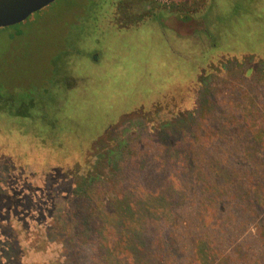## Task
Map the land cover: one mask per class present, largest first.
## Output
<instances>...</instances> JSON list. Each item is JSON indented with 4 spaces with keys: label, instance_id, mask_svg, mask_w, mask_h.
Masks as SVG:
<instances>
[{
    "label": "rangeland",
    "instance_id": "1",
    "mask_svg": "<svg viewBox=\"0 0 264 264\" xmlns=\"http://www.w3.org/2000/svg\"><path fill=\"white\" fill-rule=\"evenodd\" d=\"M150 2L55 0L21 22L19 37L0 29V94L14 100L0 99V264L64 262L72 254L89 264L94 248L72 252L69 235L70 193L80 179H107L120 164L131 179L138 160L155 164L160 133L170 130L189 133L192 159L207 162L218 142L213 121L199 117L216 115V104L224 112L262 97L264 0ZM114 17L133 24L118 29ZM32 95L35 109L18 108ZM172 173L184 187L186 168ZM149 176L138 180L146 189ZM176 217L180 227L164 233L190 264L181 231L205 228L190 205ZM229 233L239 255L256 260L231 255L235 264H264L252 228ZM228 237L217 241L226 252L234 246Z\"/></svg>",
    "mask_w": 264,
    "mask_h": 264
},
{
    "label": "trees",
    "instance_id": "2",
    "mask_svg": "<svg viewBox=\"0 0 264 264\" xmlns=\"http://www.w3.org/2000/svg\"><path fill=\"white\" fill-rule=\"evenodd\" d=\"M22 23L0 29H12L8 38L13 40L21 35ZM262 80V97L240 100L232 105L231 111H219L216 104L218 113L214 117L206 114L199 117L201 121H213L212 139L218 142L212 147L213 159L197 163L192 159L197 150L187 138L189 133L170 130L160 133L157 154L151 158L155 164L138 160L134 164L137 173L129 174L131 179L124 180L129 168L123 164L118 167L116 164V172L112 171L107 179H80L70 193L69 210L74 222L69 231L73 238L72 252L92 246L89 264H183L181 253L165 236L164 229L180 227L176 212L187 204L194 208L196 219L205 228L196 234L181 231L190 241V264H235L231 255L247 258L248 262L254 259L239 255L241 248L229 231L252 228L264 245ZM258 85L254 82L253 87L260 89ZM0 90L4 92L2 86ZM2 93L0 99L14 101L12 96L5 99ZM50 96L46 99H51ZM26 99L18 108L35 109L39 98L32 95ZM26 116L27 113H21V117ZM200 138L201 154L206 151V144L203 134ZM179 166L187 170L184 187L172 173ZM145 174L150 175L151 182L147 189L138 181ZM109 193L113 195L106 201ZM119 203H123L122 210L118 209ZM227 234L228 240L234 241L230 252L219 248L217 243L220 236ZM74 258L76 254L64 262L48 264H78Z\"/></svg>",
    "mask_w": 264,
    "mask_h": 264
},
{
    "label": "water",
    "instance_id": "3",
    "mask_svg": "<svg viewBox=\"0 0 264 264\" xmlns=\"http://www.w3.org/2000/svg\"><path fill=\"white\" fill-rule=\"evenodd\" d=\"M55 0H0V28L17 25Z\"/></svg>",
    "mask_w": 264,
    "mask_h": 264
},
{
    "label": "flooded vegetation",
    "instance_id": "4",
    "mask_svg": "<svg viewBox=\"0 0 264 264\" xmlns=\"http://www.w3.org/2000/svg\"><path fill=\"white\" fill-rule=\"evenodd\" d=\"M151 2V4L152 5H155V6H157L158 8H160L159 6H167V5H159V4H157V3H155V2H153L152 0H150ZM159 13H161V11H159ZM113 22L111 21V23L116 27V28H118V29H121V28H128L131 24H133V23H131L130 21H128L127 20V18L126 17H122V23H120V22H118V23H115V17L113 18ZM199 72H200V68H198V74H199ZM72 80V79H71ZM82 80V79H81ZM66 83H69V85H67L66 87H65V89L66 90H69V89H72L73 88V86H72V88L71 87H69L70 86V82L69 81H66ZM71 83H72V81H71Z\"/></svg>",
    "mask_w": 264,
    "mask_h": 264
},
{
    "label": "built area",
    "instance_id": "5",
    "mask_svg": "<svg viewBox=\"0 0 264 264\" xmlns=\"http://www.w3.org/2000/svg\"><path fill=\"white\" fill-rule=\"evenodd\" d=\"M159 5H167L171 0H152Z\"/></svg>",
    "mask_w": 264,
    "mask_h": 264
}]
</instances>
